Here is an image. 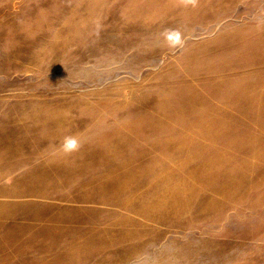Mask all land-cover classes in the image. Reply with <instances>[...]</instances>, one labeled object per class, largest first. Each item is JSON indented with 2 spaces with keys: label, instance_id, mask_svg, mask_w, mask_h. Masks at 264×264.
<instances>
[{
  "label": "rangeland",
  "instance_id": "374dc122",
  "mask_svg": "<svg viewBox=\"0 0 264 264\" xmlns=\"http://www.w3.org/2000/svg\"><path fill=\"white\" fill-rule=\"evenodd\" d=\"M0 264H264V0H0Z\"/></svg>",
  "mask_w": 264,
  "mask_h": 264
},
{
  "label": "clouds",
  "instance_id": "9594fccd",
  "mask_svg": "<svg viewBox=\"0 0 264 264\" xmlns=\"http://www.w3.org/2000/svg\"><path fill=\"white\" fill-rule=\"evenodd\" d=\"M76 146V141L74 139H68L66 141V147L68 148H74Z\"/></svg>",
  "mask_w": 264,
  "mask_h": 264
}]
</instances>
